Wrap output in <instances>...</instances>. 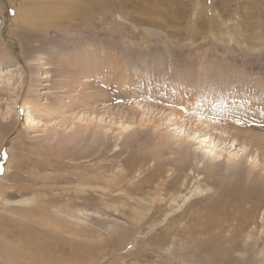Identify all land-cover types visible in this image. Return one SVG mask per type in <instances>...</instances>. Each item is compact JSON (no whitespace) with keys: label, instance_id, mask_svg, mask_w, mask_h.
<instances>
[{"label":"rangeland","instance_id":"374dc122","mask_svg":"<svg viewBox=\"0 0 264 264\" xmlns=\"http://www.w3.org/2000/svg\"><path fill=\"white\" fill-rule=\"evenodd\" d=\"M0 168V264H264V0H0Z\"/></svg>","mask_w":264,"mask_h":264},{"label":"bare ground","instance_id":"6f19581e","mask_svg":"<svg viewBox=\"0 0 264 264\" xmlns=\"http://www.w3.org/2000/svg\"><path fill=\"white\" fill-rule=\"evenodd\" d=\"M235 92V91H234ZM36 106V102H29V105H26V106H23L24 107V109H22L23 110V112L25 111V109H29V107H32V108H34ZM245 108V107H244ZM13 117V115L11 116V115H7L6 114V116L4 117V121L2 122L3 124H2V127H9L10 126V124L12 123V121L11 120H9L10 118H12ZM15 117V116H14ZM28 122H29V120H28ZM125 129H129V127H126ZM124 129V130H125ZM3 167V166H2ZM34 264V263H33Z\"/></svg>","mask_w":264,"mask_h":264},{"label":"snow or ice","instance_id":"6c2138e0","mask_svg":"<svg viewBox=\"0 0 264 264\" xmlns=\"http://www.w3.org/2000/svg\"><path fill=\"white\" fill-rule=\"evenodd\" d=\"M233 103H236V101H233ZM197 107H199V104H197ZM181 110H182V111H187L186 108H182ZM236 123H238V124H239V123H243V121L240 120V119H237V120H236ZM3 155H4L5 158H7V153H6V152L3 153ZM0 172H2V168H0Z\"/></svg>","mask_w":264,"mask_h":264}]
</instances>
